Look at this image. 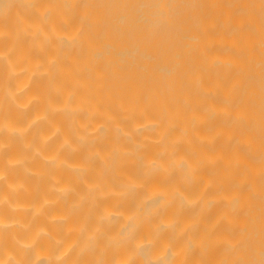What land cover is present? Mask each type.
<instances>
[{"label":"bare ground","instance_id":"bare-ground-1","mask_svg":"<svg viewBox=\"0 0 264 264\" xmlns=\"http://www.w3.org/2000/svg\"><path fill=\"white\" fill-rule=\"evenodd\" d=\"M0 264H264V0H0Z\"/></svg>","mask_w":264,"mask_h":264}]
</instances>
